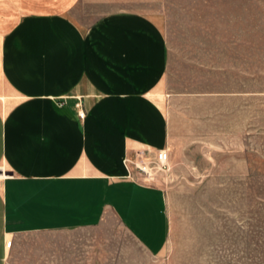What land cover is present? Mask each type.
Returning a JSON list of instances; mask_svg holds the SVG:
<instances>
[{
  "label": "crops",
  "instance_id": "0c3cea01",
  "mask_svg": "<svg viewBox=\"0 0 264 264\" xmlns=\"http://www.w3.org/2000/svg\"><path fill=\"white\" fill-rule=\"evenodd\" d=\"M79 1L0 0V264L25 233L108 217L154 255L167 242L163 192L125 165L168 145L163 30L129 9L84 27Z\"/></svg>",
  "mask_w": 264,
  "mask_h": 264
},
{
  "label": "rangeland",
  "instance_id": "374dc122",
  "mask_svg": "<svg viewBox=\"0 0 264 264\" xmlns=\"http://www.w3.org/2000/svg\"><path fill=\"white\" fill-rule=\"evenodd\" d=\"M123 9L153 14L168 47L169 167L135 177L164 194V250L108 217L25 233L9 264H264V0H80L72 15L88 27Z\"/></svg>",
  "mask_w": 264,
  "mask_h": 264
},
{
  "label": "built area",
  "instance_id": "2783aa9c",
  "mask_svg": "<svg viewBox=\"0 0 264 264\" xmlns=\"http://www.w3.org/2000/svg\"><path fill=\"white\" fill-rule=\"evenodd\" d=\"M81 117H84L85 113L80 112ZM169 151L167 148L159 149L153 159L145 157L144 151H136L131 157L125 159V165L128 173L127 177L135 179L144 178L145 180H151L156 177V173L159 171H166L169 167ZM13 240L7 241V246L12 245Z\"/></svg>",
  "mask_w": 264,
  "mask_h": 264
},
{
  "label": "bare ground",
  "instance_id": "6f19581e",
  "mask_svg": "<svg viewBox=\"0 0 264 264\" xmlns=\"http://www.w3.org/2000/svg\"><path fill=\"white\" fill-rule=\"evenodd\" d=\"M2 170V169H1Z\"/></svg>",
  "mask_w": 264,
  "mask_h": 264
}]
</instances>
